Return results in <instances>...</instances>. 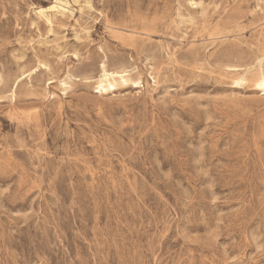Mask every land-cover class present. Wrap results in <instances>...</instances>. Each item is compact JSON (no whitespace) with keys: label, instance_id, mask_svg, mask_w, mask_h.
<instances>
[{"label":"rangeland","instance_id":"374dc122","mask_svg":"<svg viewBox=\"0 0 264 264\" xmlns=\"http://www.w3.org/2000/svg\"><path fill=\"white\" fill-rule=\"evenodd\" d=\"M65 1L0 0V264H264V0Z\"/></svg>","mask_w":264,"mask_h":264},{"label":"bare ground","instance_id":"6f19581e","mask_svg":"<svg viewBox=\"0 0 264 264\" xmlns=\"http://www.w3.org/2000/svg\"><path fill=\"white\" fill-rule=\"evenodd\" d=\"M68 11V2L65 0H53V2L47 7H38L35 13L43 18L46 22L51 23V20L48 16V12L50 13H60L64 14ZM100 78L98 79L97 87L99 90L105 92L108 88H113L112 78L116 76H123V71H109L105 65V63L100 64ZM122 74V75H121ZM260 86L264 89V78L260 79ZM14 89L12 90V93Z\"/></svg>","mask_w":264,"mask_h":264}]
</instances>
